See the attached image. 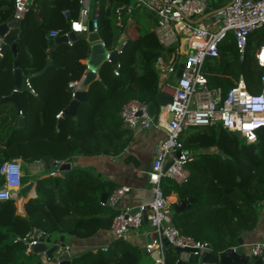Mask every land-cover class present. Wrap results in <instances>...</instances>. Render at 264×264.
<instances>
[{
    "label": "trees",
    "instance_id": "obj_1",
    "mask_svg": "<svg viewBox=\"0 0 264 264\" xmlns=\"http://www.w3.org/2000/svg\"><path fill=\"white\" fill-rule=\"evenodd\" d=\"M100 1L99 34L108 48H114L122 35L127 43L119 55L121 67L115 74L112 63L105 62L82 102L76 116H66L58 129L57 114L73 100L69 83L86 72L83 60L90 54V44L80 37L72 45L55 46L49 34L57 30L63 35L71 30V21L79 17V0H36L26 12L19 35L18 56L10 48L0 60V96L14 90V62L18 60L24 74L30 76L35 92L26 89L22 96V115L13 103L0 105V166L20 159L27 170L35 161H70L79 155H119L133 140L120 115L122 106L137 99L146 103L155 100L160 91V73L156 61L164 54L157 37L151 31L154 19L147 12L116 25V8L131 0H93L92 15ZM216 1V0H215ZM217 0L214 8L225 4ZM68 11L67 16L64 14ZM15 12V0H0V25L9 22ZM148 18L146 22L142 18ZM264 46V27L254 30L248 41L244 59L240 58L233 36L219 46L220 57L204 63V73L210 87H220L226 93L242 78L252 93L264 86V66L256 53ZM54 48L53 65L41 75ZM13 104L15 109H4ZM25 124L17 125V116ZM19 118V117H18ZM187 137L186 148L193 158L187 163L189 179L178 184L163 180L167 196L176 193L186 207L174 212L173 222L186 235L209 242L216 252L238 244L245 231L253 230L259 219L258 210L264 204V126L257 130L256 143H247L224 128L201 127ZM61 173V172H60ZM19 196L28 197L34 186L25 172ZM5 177L0 174V188ZM36 194L28 197L23 212L17 197L0 200V264H46L41 254L27 252L24 238L29 239L40 229L58 240L86 239L102 229L111 228L118 207L103 205L101 196L108 197L118 189L111 180L101 179L88 169L73 167L65 175L41 177L35 184ZM195 202L188 205V199ZM56 238V239H55ZM55 256L53 253L49 258ZM179 254L166 248V264H175ZM144 246L117 239L108 251L87 250L71 257L70 264H153ZM248 264H254L250 261Z\"/></svg>",
    "mask_w": 264,
    "mask_h": 264
},
{
    "label": "built area",
    "instance_id": "obj_2",
    "mask_svg": "<svg viewBox=\"0 0 264 264\" xmlns=\"http://www.w3.org/2000/svg\"><path fill=\"white\" fill-rule=\"evenodd\" d=\"M91 1L79 0V17L71 21V30L76 33L88 31L90 21L93 22L94 31L99 32L101 3L97 2L92 15ZM216 1L135 0V3L118 6L115 11L116 25L119 28H124L125 22L132 18L136 10L145 11L152 16L154 25L151 31L164 49V54L156 61V68L160 73L159 88L160 91L173 96V102L166 105L164 111L154 118L148 115V103L137 99L125 103L120 110L123 124L129 130L135 132L152 127L162 129L166 134L156 148L152 167L148 172L151 199L148 203L140 205L134 214L128 213L130 208L121 211L111 224L117 239L129 240L134 232L142 233L148 239L144 244L146 252L152 258L154 252L158 253V258H153V264H166L167 243L173 248L192 249L191 254L196 256H201L213 248L209 242L196 240L176 227L173 222L175 207L162 185L164 179H172L178 184L186 183L189 179L186 165L193 158V154L184 145V132L191 128L216 126L231 132L237 131L247 143H256L257 130L264 126V86L259 93H252L241 78L224 93L220 87H210L204 73L205 61L220 57L219 46L230 35L235 39L240 58L244 59L250 34L264 27V0H226L223 6L214 8ZM35 3L36 0H15L13 18L23 21L26 12ZM64 14L67 16L68 11ZM74 25H79V28ZM70 31L63 35L68 36ZM58 35L61 34L57 30L49 34L50 38ZM126 43L125 39L122 48L117 50L118 56L123 53ZM68 44L72 45L73 42L69 41ZM107 49L111 52L117 49V45ZM262 49L264 46L257 51L256 58L259 65L264 66V58L260 54ZM0 56L3 55L0 53ZM106 62L112 63L110 54L107 55ZM181 65H184V68L181 77H178ZM114 67L115 74L119 75V59ZM87 71L88 67L79 80L69 83L73 99L81 90ZM97 75L99 77V71ZM26 85L35 92L29 79L26 80ZM171 112L174 117L168 121ZM19 114L22 115V111ZM63 115L64 112L61 111L57 118ZM63 163L65 161H52L55 169L51 175L60 173ZM168 164L170 166L166 168ZM0 174L5 177V185L0 188V200H7L14 197L11 189L22 183L21 161H6L1 166ZM129 191L128 186L120 187L102 204L116 206ZM144 210L148 219L147 229H144ZM19 239L26 242L28 252H31V246L38 242V239H29V235ZM58 249H61L60 253L67 251L70 257L78 254L68 244L65 247L59 245ZM100 249L108 251L109 247L103 246ZM41 255L43 261L47 262L49 257L46 251ZM250 255L264 263V241L253 244ZM179 262L180 257L175 264Z\"/></svg>",
    "mask_w": 264,
    "mask_h": 264
},
{
    "label": "water",
    "instance_id": "obj_3",
    "mask_svg": "<svg viewBox=\"0 0 264 264\" xmlns=\"http://www.w3.org/2000/svg\"><path fill=\"white\" fill-rule=\"evenodd\" d=\"M22 20L18 18H12L9 22H6L0 25V53L4 55L8 48H10L13 52L14 58L18 56V46H19V35L21 32ZM80 37H85L90 44V54L88 58L85 60V64L88 67V71L86 73L85 80L81 86V90L76 93V97L71 101L69 106L64 110L63 117L58 120V129L61 127L63 120L66 116H76L78 108L82 102L87 100L88 90L91 84L99 79L97 72L100 70L102 65L106 62V57L110 54V59L112 61V65H116L119 56L118 49L122 48L123 41L126 39L125 35H122L117 44V49L108 51L104 41L102 40L99 32L94 31L93 22H89L88 31H83L82 33H76L71 30L69 35H58L55 36L53 41L55 46H60L62 44H68L69 41L75 42ZM54 48L49 50V58L46 62L45 67L39 71L35 75H41L49 70V68L53 65L52 56H53ZM2 56H0L1 60ZM184 65L180 66L178 77H181ZM14 90L8 96H0V105L3 103H13L18 112L22 111V95L26 90V80L30 79L29 75L24 74L23 70L20 67V62L15 60L14 62ZM173 102V96L170 93L160 91L155 100L148 103V115L151 118L157 117L158 114L162 113L165 109V106L169 103ZM174 117V114L171 112L168 116V121H171ZM25 124V119L23 116H19L17 125L18 127H22ZM150 128H146V130H150ZM236 136H240L239 132H234ZM170 164L166 166L168 168ZM71 167L69 162H65L60 166V171L62 174H65L67 170ZM108 199V194L103 193L101 196V203H106ZM121 201H119L115 207H118ZM195 202L194 197H190L188 199V205ZM187 205L186 201H182L180 203H176L174 205L176 211L183 210ZM264 204H262L263 206ZM139 210V207L131 208L129 210V214H134ZM143 222L145 225L148 224L147 213L146 210L143 211ZM32 239H38L36 244L31 246V251L41 254L43 251H46L48 257H50L53 253L58 251L59 245L61 247H65L67 242L65 241V235H61L58 240H52L51 235H47L46 232H43L40 229H35L32 236ZM239 243L243 244V240L239 239ZM49 244H52L49 246ZM169 247H172L170 244H166ZM175 250L179 254L180 262L178 264H248L249 259L254 260V264H264L263 261L255 256L247 257L245 253L240 252L235 247L228 248L221 252H216L214 248L208 249L201 256H196L191 254L193 252L192 249L186 248L182 249L179 247H175ZM153 258H158V253L154 252ZM52 262L55 264H70L71 257L67 251H64L62 255L52 258Z\"/></svg>",
    "mask_w": 264,
    "mask_h": 264
},
{
    "label": "crops",
    "instance_id": "obj_4",
    "mask_svg": "<svg viewBox=\"0 0 264 264\" xmlns=\"http://www.w3.org/2000/svg\"><path fill=\"white\" fill-rule=\"evenodd\" d=\"M147 20L148 18H146V21ZM85 60H83V62H85ZM26 89L30 88L27 87ZM4 109H15V106L13 104H8ZM18 117L19 115L17 116V120ZM197 130L189 129L187 135L185 134L184 137H187L190 133L196 132ZM133 135L134 137L131 143L119 155H79L68 161L71 165L70 169L73 167L88 169L101 179L111 180L117 184L119 188L128 186L130 191L122 197L118 206L121 211L139 207L142 204L148 203L151 199L148 172L151 170L158 144L166 137L165 131L159 128H151L150 130L142 129L133 132ZM54 169L55 166L52 164V161L46 162L40 160L28 164L26 171L34 181V186L31 188L28 197L35 196V184L37 180L41 177L51 175ZM65 174L61 172L54 176ZM28 197L19 196L21 212H23V204L27 201ZM168 197L173 206L176 203H180V198L176 193H172ZM258 211L259 219L257 226L253 230L245 231L242 234L240 239L243 240V244L238 242V244L234 246L240 252L245 253L249 258L252 257L250 255L251 246L257 242L264 241V205H261ZM146 226L147 225L144 226V229L147 228ZM141 231H143V229ZM114 240H116V236L111 228L102 229L95 236L86 239L65 237L67 244L72 246L78 253L100 249L103 246L109 247ZM129 240L134 244L144 246L148 239L142 233L134 232ZM250 261L254 262L252 259H249V262Z\"/></svg>",
    "mask_w": 264,
    "mask_h": 264
},
{
    "label": "rangeland",
    "instance_id": "obj_5",
    "mask_svg": "<svg viewBox=\"0 0 264 264\" xmlns=\"http://www.w3.org/2000/svg\"><path fill=\"white\" fill-rule=\"evenodd\" d=\"M131 3H135V0H131ZM136 12H137V10H136ZM136 12H135V14H137ZM138 12H139L140 15H141L144 11H141L142 13H141L140 11H138ZM139 13H138V14H139ZM135 14H133V15H135ZM138 14H137V15H138ZM142 21H143V22H146L144 16H143V18H142ZM191 129H193V130H197L198 128H191ZM185 134L187 135V131L184 132V135H185ZM242 139H243V138H242ZM21 164H22V162H21ZM22 167H23V177H24V171H25V172H27V171H26V169L24 168L23 164H22ZM0 170H1V166H0ZM23 177H22V178H23ZM21 186H22V183H21L20 186L13 187V188L11 189V192L14 194L15 197H17V200L19 201V203H18L19 206H20V204H21V202H20V200H19V199H20V198H19V190H20ZM2 188H3V187H2ZM259 209H260V208H259ZM258 212H259V211H258ZM146 227L148 228V226H146ZM147 228H146V229H147ZM55 239H56V238H55ZM52 240L54 241V239H52ZM51 245H52V244H49V246H51ZM27 252H28V251H27ZM60 252H61V249H58V251L55 253V256L58 257V256H60V255L63 254V253H60ZM52 258H53V257H52ZM52 258H49V259H48V261H47L48 263H47L45 260H44V261L46 262V264H55V263L52 262ZM41 260L43 261V259H42V255H41ZM44 261H43V262H44ZM45 262H44V263H45Z\"/></svg>",
    "mask_w": 264,
    "mask_h": 264
},
{
    "label": "bare ground",
    "instance_id": "obj_6",
    "mask_svg": "<svg viewBox=\"0 0 264 264\" xmlns=\"http://www.w3.org/2000/svg\"><path fill=\"white\" fill-rule=\"evenodd\" d=\"M260 54H261L262 58H264V49L260 50Z\"/></svg>",
    "mask_w": 264,
    "mask_h": 264
},
{
    "label": "snow or ice",
    "instance_id": "obj_7",
    "mask_svg": "<svg viewBox=\"0 0 264 264\" xmlns=\"http://www.w3.org/2000/svg\"><path fill=\"white\" fill-rule=\"evenodd\" d=\"M75 28H79V25H74Z\"/></svg>",
    "mask_w": 264,
    "mask_h": 264
},
{
    "label": "clouds",
    "instance_id": "obj_8",
    "mask_svg": "<svg viewBox=\"0 0 264 264\" xmlns=\"http://www.w3.org/2000/svg\"><path fill=\"white\" fill-rule=\"evenodd\" d=\"M31 90V89H30Z\"/></svg>",
    "mask_w": 264,
    "mask_h": 264
}]
</instances>
